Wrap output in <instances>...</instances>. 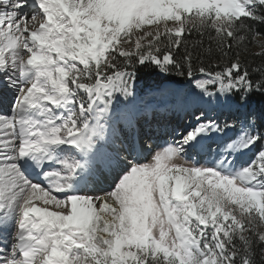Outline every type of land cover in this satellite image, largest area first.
Segmentation results:
<instances>
[{"label":"rangeland","instance_id":"1","mask_svg":"<svg viewBox=\"0 0 264 264\" xmlns=\"http://www.w3.org/2000/svg\"><path fill=\"white\" fill-rule=\"evenodd\" d=\"M25 1L0 0V91L7 88L0 94V264H23L15 235L31 205L49 211L54 230L31 240L28 264H235V238L264 243V149L254 120L241 118L223 83L202 74L184 85L145 87L118 71L122 58L165 34L205 26L230 34L264 0H84L50 18L36 5L21 9ZM263 47L259 38L256 49ZM32 52L41 56V97L56 93L61 103L43 102L46 128L37 142L59 159V193L31 182L19 163L17 109L37 78L27 64ZM170 84L183 86L179 96L163 92ZM189 100L206 105L179 113ZM132 114L141 151L133 146L136 126L126 125ZM113 119L114 141L133 149L120 157L129 162L124 168L101 144ZM106 224L114 241L101 238Z\"/></svg>","mask_w":264,"mask_h":264},{"label":"trees","instance_id":"2","mask_svg":"<svg viewBox=\"0 0 264 264\" xmlns=\"http://www.w3.org/2000/svg\"><path fill=\"white\" fill-rule=\"evenodd\" d=\"M259 38H264V4L257 7L253 17L235 20L230 34L210 26L186 29L181 37L165 34L139 55L122 58L118 71L131 73L139 84L154 88L168 82L184 85L202 74L219 79L238 104L241 118L254 120L261 151L264 47L256 49ZM252 112L256 115L251 116ZM233 241L235 264H264V243L257 238Z\"/></svg>","mask_w":264,"mask_h":264},{"label":"bare ground","instance_id":"3","mask_svg":"<svg viewBox=\"0 0 264 264\" xmlns=\"http://www.w3.org/2000/svg\"><path fill=\"white\" fill-rule=\"evenodd\" d=\"M83 1L84 0H26L25 2L20 3V8L24 10L26 7V4L28 3L30 5V7L34 6L33 8H36L35 7V5H36L38 8H43L42 12L47 17L52 15L50 13H53V14L55 13L58 17H60V16L62 17V16H64L63 15L64 13H67L68 11H72L76 6L80 5V2H83ZM62 7L65 8L64 11L62 10ZM82 10H84V8L79 9L78 10L79 13H82ZM46 26H50V24L49 25L43 24L42 29H44V27L46 28ZM50 29L51 28H49V30ZM34 33L36 34V32H34ZM69 38H71V37H69ZM63 39L65 40L66 38H63ZM23 48H26V47H23ZM29 51L31 52V50H29ZM30 55L32 56V58L27 62V64L30 66L31 69H33L36 72L37 78L34 82V87L31 89V93H25L21 97V99L19 101L18 109H17V113H18V115H17V127L19 130V138H18L19 141L18 142L21 144L20 149H21V152H23V154H24L23 157H19V163H20V165H22L21 170L23 173H26V174L28 172L30 173V176L27 174L26 177L31 182H34L35 184L36 183L40 184V188H42V186H43L42 189L46 188L50 191L54 190L56 193H59L62 191V188L58 187L59 185H61L59 182V179H58L59 175L57 173V170L59 168V159H57L53 154L50 153V149H51L50 147H48V149L50 148L49 150H47L46 146L39 147L38 146L39 143L37 144V142H40L39 140L41 139L42 136H44V129L46 128L44 121L42 120L45 118V114H46L45 109L42 105L43 102L45 103V100L48 99L49 102L55 104V106L57 108L61 107V103L59 102V99L57 98L56 93H55V95L53 94V96L52 95H49V96L46 95L45 97L44 96L41 97L43 95V93H41V92H42V89L44 87V80L42 78L44 76H43V72L41 70V66L39 64V61L41 60L40 59L41 56L39 54H36L33 52ZM182 87L183 86H177L174 84H170V85H168V87L163 89V92L166 93V92L171 91L172 93L178 94V96H179V93H181L183 90ZM1 88H2V90L0 91V94L5 89H7L6 87H1ZM35 92H37V93H35ZM186 104H187L186 107L179 109L180 110L179 113H183L184 112L183 109H186V111H188V113L189 112L195 113L199 108H204V106L206 105V102H202V101H198V100H189V102ZM176 106L181 108L178 103H176ZM162 108H164V107H162ZM134 116L135 115L132 114L131 117H128V118H130V121L126 124L128 127L133 126L132 128H134V126L137 125V124L136 125L132 124L133 120H135ZM128 118H126V119H128ZM117 120L113 119L111 121V123H112V124H110L111 128H109V131L108 130L105 131V134L102 137L103 142L101 144L105 147V150L108 151V153H109V151L114 152V154L110 155L111 158L117 159L119 165L122 168H124L127 165L129 166V162H127V161L124 162V158L121 160L120 157H123L125 151H127L129 154L132 153L133 149L127 148L128 147L127 145H123L124 142L123 143L122 142L117 143L116 140L114 141L115 138L113 139V137H114L113 135L114 134L116 135L118 132L117 131V125H116ZM140 130H141V127L136 126L134 128V134L136 135V139H134V145L133 146H136L139 149V151H141L140 148H141V144L143 143L142 142L143 138H142ZM78 136L79 135L76 134L75 138L77 139ZM203 138H204V136H203ZM42 142H43V140L41 141V143ZM201 143H204V141L200 137V139L196 140L194 148H197ZM124 144H127V143H124ZM142 149H144V147H142ZM139 151H136V153H134L135 154V158H134L135 161L137 160L136 155L140 153ZM109 165L110 164L106 165V171L110 170ZM111 171H112V168H111ZM114 172H115V170H114ZM108 173H109L108 180H111L110 171H108L107 174ZM77 178L78 177H74L71 180L70 186H69L71 188H69L70 189L69 193H72V194L77 193V189L73 188L74 185L76 184V182L78 181ZM185 179L187 181L191 182L190 181L191 179L190 180L188 178H185ZM75 187H76V185H75ZM22 188L26 190L27 185L23 186ZM67 191H65V193ZM1 194L2 193L0 192V210L3 207V204L6 203V201L3 199L4 197H2ZM63 195H64V193L60 194L59 196H63ZM2 200H4V203H2L3 202ZM36 206L37 205H34V206L31 205V208L28 209V211L23 214L24 219H22L23 222L21 221L22 225L20 224L21 226L18 229V233H17V235H15V238L17 241V248H15V250H16V252L21 254L23 264H28L27 262L29 261V255L31 253V249H33L31 247V240L33 238H36L35 240H38L41 234H47V235L53 234L52 231L54 230L53 226L48 224L47 216L49 215V211L43 212L40 207H36ZM105 207L109 208L108 206H105V204H104L103 209H105ZM79 212H80V210H79ZM1 213L2 212H0V214ZM52 216H54V218L56 220L60 219V217H61L58 214H57V216L55 214ZM76 216H78V215H76ZM106 222H108V221H106ZM109 224H106L105 226H103L101 228V230L105 232V234L101 236V238L103 240H107V239L112 240L111 238L116 237V235L114 233L113 234L108 233V231H110L109 230L110 227H113V225L109 226ZM59 228H61V227H59ZM99 233H101V232H99ZM112 241H114V240H112ZM10 245H11V243H10ZM56 257H58V260H60L61 256L57 255ZM53 261H54V259L52 258L51 261L48 262L47 264H53L54 263Z\"/></svg>","mask_w":264,"mask_h":264}]
</instances>
